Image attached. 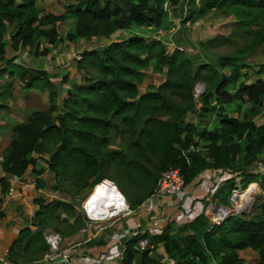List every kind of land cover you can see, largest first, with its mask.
Here are the masks:
<instances>
[{
    "label": "trees",
    "instance_id": "trees-1",
    "mask_svg": "<svg viewBox=\"0 0 264 264\" xmlns=\"http://www.w3.org/2000/svg\"><path fill=\"white\" fill-rule=\"evenodd\" d=\"M196 1L198 7L183 23L197 12L229 11L247 43L215 62H205L179 46L168 51L161 39L133 31V26L164 28L170 8H178L183 0H73L61 15L44 14L37 0H0V66L9 47L13 52L29 48L48 55L49 45L64 40H108L81 52L76 66L82 81L65 90L61 104V88L47 70L16 62L17 55L7 61L9 67L0 69V76L8 73L27 88L49 92L48 109L33 111L16 123L10 144L0 152L6 173L3 193L10 189L8 177H21L32 165L39 187L44 185L40 175L54 173L53 188L70 198L37 200L35 224L64 235L84 227L81 200L106 178L115 181L135 209L155 193L161 174L170 167L181 169L184 186L207 169H216L238 172L243 190L258 182L264 194V170L258 169V162L264 163V124L255 120L264 108V62L244 58L264 45V0H190ZM71 15L75 27L61 36L57 23ZM118 31L128 35L113 39ZM220 40L233 42L228 36L200 45L206 50ZM150 66L167 67L166 80L141 92L139 84ZM198 82L205 84L199 98ZM7 85L12 88L13 82ZM190 114L200 122L190 120ZM210 114L219 120L214 128L206 126ZM237 183L234 176L218 187L215 197L220 205H231ZM260 198L249 215L233 212L220 223L202 212L181 227L169 224L161 234L141 230L128 243L123 262L246 264L239 251L251 248L259 254L257 264H264V197ZM42 234V229L33 233L27 228L17 244L30 235L32 245L43 240ZM142 238L153 247L141 250L137 244ZM159 244L172 263L156 255ZM47 250L48 246L42 248Z\"/></svg>",
    "mask_w": 264,
    "mask_h": 264
},
{
    "label": "crops",
    "instance_id": "crops-1",
    "mask_svg": "<svg viewBox=\"0 0 264 264\" xmlns=\"http://www.w3.org/2000/svg\"><path fill=\"white\" fill-rule=\"evenodd\" d=\"M72 1L73 0H37L36 4L43 10L44 14L52 13L61 15L66 12V4ZM57 24L62 36L74 29L75 19L71 15L66 20L59 21ZM116 33L112 35V38ZM96 39H103L105 43L108 41L105 38H93L91 40L80 39L75 42L64 40L62 43L60 42L57 47L55 46L54 49L50 50L49 56L47 55L44 57V61L49 64L52 63V61L50 62L49 60L58 51L61 52L60 49L63 46L66 47L70 45L72 48H76L87 41H94ZM80 48H83L81 50L82 52L84 49L92 47H87L85 44ZM21 52L22 51L14 52V55H20ZM7 66L9 67L10 64L4 62L1 64L0 69ZM60 68L61 69L54 71L50 64L49 68L43 67L42 69L47 70L51 74L52 81L61 88L64 97L66 95L65 90L69 88V86H66V82L59 83L56 79H58L62 72H68V69L66 65ZM3 76L4 77L0 76L3 78L0 80V99H2L3 96L13 97L12 91L6 89L9 88L7 82H13L14 77L10 76L8 73ZM75 81L81 82L82 79ZM2 83H4V86L6 85V88L3 87ZM6 104L7 107L5 106L0 109V152L10 144L14 133L13 126L15 125L13 123L15 113L12 112L8 114V110L14 107L13 102H7ZM0 106L4 105L0 102ZM16 120L18 123L25 119L16 117ZM5 174L0 162V264H124L123 257L127 250L128 243L141 230H148L153 234L151 232L153 220L162 222L164 228L169 224L173 225L172 228L181 227L183 224L192 221L198 214L202 212L206 213L205 206L212 198L218 203L215 193L225 179L235 176L237 182H241L242 180V176H239L238 172L231 174L230 171L207 169L195 178L192 183L186 185V188L174 197L158 200L152 195L141 206L133 209L132 214L118 221H98L93 223L87 230H84V227H82L74 233L64 235L61 232L55 231L50 226L43 228L42 225L35 224V216L40 208L37 200L44 199L46 202H49L55 199H70L69 196L61 190L53 188L56 179L55 177L54 179L53 177L51 178L50 175L52 173L45 172L40 175L41 180L44 181L42 187H39L37 184L38 175L34 173L32 165L23 176L8 177L10 189H14L12 195L9 194L10 189L6 193H3L1 190V179ZM46 176H49V179H47ZM102 189H105V186H101L99 190ZM218 205L220 204L218 203ZM79 210L81 211V203L79 205ZM72 220L73 219L70 218V221ZM27 228L33 233L42 229L43 240L40 241L36 239L34 244L28 245V242L33 241L32 237L28 235L23 241V244H17L23 231ZM163 230L164 229L161 231L163 232ZM50 233H58L60 235V245L59 249L56 251L50 248L46 240V235ZM46 246H48V250L45 252L42 251V248ZM249 251H253V253L257 255L258 262L259 254L251 248L240 250L239 253L242 256V253ZM65 253L69 255L68 258L63 256ZM156 255L162 257L164 261L172 263V260L167 256L163 244L158 245ZM242 257L245 258L244 256ZM134 261L136 262L135 259Z\"/></svg>",
    "mask_w": 264,
    "mask_h": 264
},
{
    "label": "rangeland",
    "instance_id": "rangeland-1",
    "mask_svg": "<svg viewBox=\"0 0 264 264\" xmlns=\"http://www.w3.org/2000/svg\"><path fill=\"white\" fill-rule=\"evenodd\" d=\"M198 1L196 2H190V0H183L182 4L176 8L178 11H176L175 8H171L169 11L170 16L167 18V22L164 28L162 29H156L154 27H137L133 26L132 29L135 32H138L146 37L149 38H158L161 39L167 48L168 51H172L176 48V46H179L185 50L188 51V53L194 57L196 60L199 61H209V62H215L217 58L220 55L223 54H230L237 49H239L240 46H243L247 43V40L243 38L240 35V32L236 30V19L233 16V14L229 11L223 12L217 9L208 10L204 13L197 12L196 16L190 20L187 23H183V19L186 15H188L192 10L198 7ZM169 19V20H168ZM12 28L10 27V30ZM66 34H63L62 36H65ZM127 31H119L114 35L113 38H120L123 36H127ZM231 37L233 39V42H226L225 40H220L216 45H211L208 49H204L201 45V41H208L213 38H221V37ZM8 40V36L6 37ZM61 42V41H60ZM60 42H58L55 46L57 47ZM62 43V42H61ZM105 43V40L103 39H96L94 41H87L86 43L82 45H87V47H98ZM81 45V46H82ZM48 44L44 43L43 47H47ZM55 46L49 45L48 48L54 49ZM80 46V47H81ZM79 46L76 48H72L70 45H67L66 47H61V52H57L53 55V57L49 60L52 61L51 66L54 71L61 69L60 67L65 66L68 69V72L65 71L61 73V75L56 79V81L60 82H66V86L71 87L75 80H81L82 79V72L78 70L76 66V56L78 53L81 52V49ZM57 49V48H56ZM62 53V54H61ZM15 56L12 49L9 47L8 52L6 55V58L2 61V63L7 62L8 60L12 59V57ZM47 55H37L35 49H26L22 50L20 55H17L16 61L18 62H24V64L28 66H33L35 68H49L50 64L46 63L44 61V57ZM49 56V54H48ZM246 61L259 64L264 62V45L259 47L255 53H253L250 56L244 57ZM69 63V64H68ZM70 68V69H69ZM167 67H162L160 70H155L153 66L148 67L145 69L146 76L142 83L139 84L141 92H144L149 85H159L162 82L166 80V74H167ZM66 73V74H65ZM1 77H4L1 75ZM0 77V80L3 78ZM264 77V75H263ZM11 79V78H10ZM4 83H2L3 85ZM3 87L6 88V85ZM3 90V89H2ZM6 90L12 91L13 97L9 96H3L2 99H0V102L4 106H0V109L7 107V102H13V109H7L8 114H11L12 112L15 113L13 123L16 124L17 120L16 117L19 119H26L28 115L36 110L44 111L48 109L49 106V92L48 90L42 91L41 89L36 88H27L24 86L23 83L17 78H13V87L7 88ZM205 90V84L202 82H198L195 86V95L197 98L200 97V95ZM63 98V95H61L59 99V104H61V100ZM6 104V105H5ZM201 103H199V106ZM248 105V104H247ZM245 105V106H247ZM233 116H237L238 114L233 113ZM188 118L192 121L200 122L199 117L194 114H190ZM207 121L206 126L210 128H214L218 124V119L215 115L210 114L208 116V119H205ZM256 123L257 124H264V108L259 116L256 117ZM120 142V141H118ZM46 158L49 157V155L45 156ZM51 178L54 179V173H52ZM47 179H49V176H46ZM109 179V178H107ZM111 180V179H110ZM258 185V188L255 191V194L252 198V206L251 212H253L255 206L258 205L260 197H264V194L260 188V185L258 182H253ZM252 184V183H251ZM237 187H239V184L237 183ZM186 188L183 186L181 189V192ZM97 189V188H96ZM103 190V189H102ZM105 190V189H104ZM96 191V190H95ZM98 190V193L99 194ZM240 191V189L238 190ZM245 190H241L240 194L244 192ZM95 195H98L96 194ZM239 194V195H240ZM86 198V197H85ZM83 198L81 201L85 199ZM81 198L78 199L80 201ZM81 202V203H82ZM217 201L212 198L211 201L205 206V211L210 219L214 216V214L218 211V208L221 205H218ZM236 204H240L238 202V197L235 199V202L233 203L231 201V205L228 207H233ZM225 206V205H222ZM182 208V207H181ZM209 208V209H208ZM225 208V207H224ZM237 210H233V212H236ZM232 212V213H233ZM237 213V212H236ZM249 213V214H250ZM246 214V215H249ZM245 215V214H243ZM257 253V252H256ZM258 254V253H257ZM242 256L245 257L246 264H256L257 262V255L253 253V251L244 252L242 253Z\"/></svg>",
    "mask_w": 264,
    "mask_h": 264
},
{
    "label": "built area",
    "instance_id": "built-area-1",
    "mask_svg": "<svg viewBox=\"0 0 264 264\" xmlns=\"http://www.w3.org/2000/svg\"><path fill=\"white\" fill-rule=\"evenodd\" d=\"M76 59H81V52L77 54ZM3 161V157L0 156V162ZM258 169L260 171L264 170V163L258 162ZM239 187L235 188L231 195V201L234 203L235 199L240 194L242 189L240 181H238ZM105 186V190L100 191V196L97 199L91 200L95 189L99 186ZM184 186V179L182 175V171L179 167H170L165 170L157 183V188L153 196L161 200L167 197L176 196ZM240 189V191H238ZM14 193V189L9 190V194L12 195ZM218 208V211L211 217L214 223H220L223 221L227 214H220L222 205ZM209 209V208H208ZM81 211L85 217V225L84 230H87L92 226L93 223L98 221L112 220L118 221L123 217H126L133 213V208L131 207L129 201L125 199L122 195V192L115 181L110 179H103L101 182L96 184L86 198L81 203ZM207 214V213H206ZM151 232L153 234L161 233L162 229H164L163 223L159 220L152 221ZM159 230V231H158ZM145 232V230L143 231ZM46 240L50 246V248L54 251L59 249L60 245V235L58 233H50L46 235ZM138 247L141 250H145L148 247H153L150 245V241L148 238H142L138 242ZM65 258H68V254H63ZM130 264H137L133 261Z\"/></svg>",
    "mask_w": 264,
    "mask_h": 264
},
{
    "label": "bare ground",
    "instance_id": "bare-ground-1",
    "mask_svg": "<svg viewBox=\"0 0 264 264\" xmlns=\"http://www.w3.org/2000/svg\"><path fill=\"white\" fill-rule=\"evenodd\" d=\"M98 187H97V189H98ZM257 188H258V185H254V186L250 187L249 189H246L244 192H242L238 196V202H240V204H236L233 207L222 208L219 213L221 215L222 214L224 215V214L232 213L233 210L234 211L235 210L241 211V210L249 209V207L252 206V198H253V195L255 194V191H256ZM97 189H96V191H97ZM95 192L93 193V196L91 197V200L97 199L98 196H100V191H99L98 195H95Z\"/></svg>",
    "mask_w": 264,
    "mask_h": 264
},
{
    "label": "water",
    "instance_id": "water-1",
    "mask_svg": "<svg viewBox=\"0 0 264 264\" xmlns=\"http://www.w3.org/2000/svg\"><path fill=\"white\" fill-rule=\"evenodd\" d=\"M225 208H227L228 206H223ZM237 213H241V214H249L251 212V208L247 209V210H241V211H236ZM230 213H228L226 216H228Z\"/></svg>",
    "mask_w": 264,
    "mask_h": 264
}]
</instances>
